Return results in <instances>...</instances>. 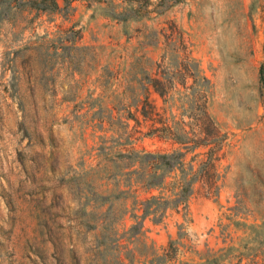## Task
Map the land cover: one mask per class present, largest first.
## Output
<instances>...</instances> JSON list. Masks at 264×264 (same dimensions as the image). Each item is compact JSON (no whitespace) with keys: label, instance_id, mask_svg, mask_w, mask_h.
<instances>
[{"label":"rangeland","instance_id":"obj_1","mask_svg":"<svg viewBox=\"0 0 264 264\" xmlns=\"http://www.w3.org/2000/svg\"><path fill=\"white\" fill-rule=\"evenodd\" d=\"M61 6L0 23V264H264V0Z\"/></svg>","mask_w":264,"mask_h":264},{"label":"trees","instance_id":"obj_2","mask_svg":"<svg viewBox=\"0 0 264 264\" xmlns=\"http://www.w3.org/2000/svg\"><path fill=\"white\" fill-rule=\"evenodd\" d=\"M64 2L66 6L70 5L75 0H0V23L12 19L13 14L18 11H24L26 9L37 10L41 12H55L62 9L61 2ZM115 17L119 20H127L128 16L125 13L115 14ZM261 83L264 86V62L260 69ZM147 116V115H146ZM175 140L179 143H183L182 138L176 133L174 134ZM184 152L174 151L173 153H151L147 152L141 156V176L146 182L144 185L147 189H163L165 185L166 174L180 169L184 164ZM147 158V159H145ZM191 171L193 167H190ZM195 182V177L187 178L183 176L181 179V190L175 195L178 197V203L187 202V199L192 193V186ZM173 201L166 199L165 196H151L145 199L142 203V214L133 216L136 219L144 220L152 215L163 216L165 210L169 205L173 204ZM160 216V218H161ZM135 227V226H134Z\"/></svg>","mask_w":264,"mask_h":264}]
</instances>
